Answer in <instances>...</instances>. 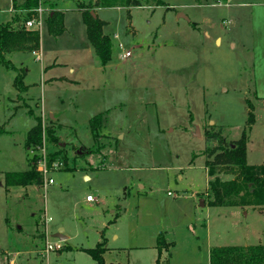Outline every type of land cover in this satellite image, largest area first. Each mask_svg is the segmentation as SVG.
I'll return each instance as SVG.
<instances>
[{
	"label": "rangeland",
	"instance_id": "obj_1",
	"mask_svg": "<svg viewBox=\"0 0 264 264\" xmlns=\"http://www.w3.org/2000/svg\"><path fill=\"white\" fill-rule=\"evenodd\" d=\"M41 1L48 17L64 14L65 31L50 34L46 20L38 53L6 56L25 70L28 91L0 64V264H93L82 249L103 240L108 264H156L159 235L166 242L159 264H209L212 247L264 244V210L209 206L203 192L216 175L233 178L211 169L209 177L205 159L215 142L207 143V132L235 142L252 105L247 161L264 165V0L95 8L114 45L106 66L81 12L95 0ZM12 4L0 0V24L17 15L13 26L21 28L27 13ZM31 114L43 120L42 146L32 148L37 163L46 154L53 182L8 187L7 172L31 168ZM82 147L91 153L79 156ZM203 198L207 205L198 207ZM60 229L64 241L54 236ZM50 235L62 249L48 254Z\"/></svg>",
	"mask_w": 264,
	"mask_h": 264
},
{
	"label": "trees",
	"instance_id": "obj_2",
	"mask_svg": "<svg viewBox=\"0 0 264 264\" xmlns=\"http://www.w3.org/2000/svg\"><path fill=\"white\" fill-rule=\"evenodd\" d=\"M151 1V0H149ZM159 6H163L165 1L153 0ZM41 0H26L21 5L17 0H13V8L15 10L26 11V9L37 8ZM120 0H95L87 6H82L81 12L83 21L87 29V36L90 45L93 47L94 54L98 62L102 66H106L112 59L113 43L111 38L105 34L104 26L106 21L98 14L93 16L92 11L95 8H109L118 4ZM139 5V0H127V5ZM97 12V11H96ZM33 13L27 12L26 17L29 18ZM64 14L52 10L47 19L48 30L50 34L59 36L65 31L63 25ZM20 21L19 16H15L9 23L0 24V64L9 69L17 71L14 79L15 86L19 90L28 91V86L23 82L25 70L19 71L12 61L6 58L14 52H39L41 42V32L39 30L25 29L24 26L16 28L14 23ZM26 21V20H25ZM248 120L246 128L242 135L235 142L227 143L226 138L221 131L207 132V143H214V146L208 147L207 158L205 159L206 167L211 170H217L219 173H225L233 176L232 179H222L220 174L216 175L208 183L207 189L204 191L209 206L220 207H237V206H257L260 210H264V165H250L247 161V150L249 135L252 132V125L255 121V110L252 105L249 107ZM35 119V125L29 130L25 147L30 150L33 146L40 147L42 145L43 120L41 116L31 114ZM103 115L98 114L90 121V129L94 138L98 137L99 129L102 126ZM47 132H50L47 130ZM52 136V132L49 133ZM32 148L33 156L30 160V169L26 171L7 172L5 174V185L8 187L32 185L44 186V175L37 169L36 164L39 156L36 150ZM88 153L91 151L88 150ZM54 161V155L49 158V164ZM106 240L98 243L95 248L82 249L87 251L93 259V264H108L105 260L107 252ZM170 243L169 245H171ZM166 246L165 238L159 235L157 241V249L159 256L156 264L160 262L163 248ZM170 248V246H169ZM169 250V249H167ZM209 264H264V244L256 245H229L220 247H212L210 250Z\"/></svg>",
	"mask_w": 264,
	"mask_h": 264
},
{
	"label": "built area",
	"instance_id": "obj_3",
	"mask_svg": "<svg viewBox=\"0 0 264 264\" xmlns=\"http://www.w3.org/2000/svg\"><path fill=\"white\" fill-rule=\"evenodd\" d=\"M27 12H31L33 13L31 17L27 18V20L24 23V28L25 29H30V30H39L42 29L41 27L44 26V24L46 23V20L48 18V16L46 15V8L44 7L43 2L41 1L39 6L37 8H32V9H26L25 13ZM130 53L127 52L126 56H129ZM42 146V145H41ZM37 169L44 175V183L49 184L53 182V179L51 177H47L48 172L50 171V168L47 167L46 164V154H42L41 160L38 161L37 163ZM168 194H171V192H169ZM86 200L88 201H95L94 200V196L93 195H88L86 197ZM47 218V223H49L52 218ZM51 235L48 236V241L46 242V248H45V252H47L48 254L51 251H59L60 249H62V245L61 242L62 241H56V242H52L51 241Z\"/></svg>",
	"mask_w": 264,
	"mask_h": 264
},
{
	"label": "water",
	"instance_id": "obj_4",
	"mask_svg": "<svg viewBox=\"0 0 264 264\" xmlns=\"http://www.w3.org/2000/svg\"><path fill=\"white\" fill-rule=\"evenodd\" d=\"M92 14H93L94 17L97 16V12L96 11H92ZM181 17H183V18H185V19H187L189 21V18L184 13H182V12L179 14V18H181ZM197 131L199 132V129L198 128H197ZM87 153H88V150L87 149H84L83 147L78 151V155L79 156H82L83 154H87ZM86 178H89V177L86 176ZM62 231L63 230L60 229L57 233L54 234V236L55 237H58L62 241H64V240L67 239V236L63 235L62 234Z\"/></svg>",
	"mask_w": 264,
	"mask_h": 264
},
{
	"label": "crops",
	"instance_id": "obj_5",
	"mask_svg": "<svg viewBox=\"0 0 264 264\" xmlns=\"http://www.w3.org/2000/svg\"><path fill=\"white\" fill-rule=\"evenodd\" d=\"M12 6H13V4H12ZM11 9H12V8H11ZM100 9H105V8H101V7H100ZM99 12H100V11H99ZM99 12H97V14L100 16ZM14 53H15V52H14ZM14 53H11V54H10V57H11V55L14 54ZM36 53H38V52H36ZM8 56H9V55H8ZM55 64H56V63H55ZM21 65H23V64H21ZM52 65H53V64H52ZM52 65H51V66H52ZM56 65H59V64H56ZM56 65H55V66H56ZM22 68H23V66H22ZM46 68H48V67H46ZM46 70H47V69H45V71H46ZM71 71H74V70L71 69ZM26 86H27V85H26ZM50 115H51V118L54 117V115H52V113H51ZM206 168H208V167H206ZM216 171H217V170H216ZM213 173H214V172H212V171L209 169V177H210L211 174L213 175ZM209 181H210V180H209ZM28 187H29V186H28ZM206 189H207V188H206ZM203 192H204V191H203ZM196 194H197V193H196ZM199 201H200L201 203L198 204V207H202V203H203L204 206L207 205V204H206V205L204 204V198L201 199V200L199 199ZM89 202H92V201H89ZM115 220H116V219H115ZM115 220H114V221H115ZM67 237H68V236H67ZM155 246H156V245H155Z\"/></svg>",
	"mask_w": 264,
	"mask_h": 264
}]
</instances>
